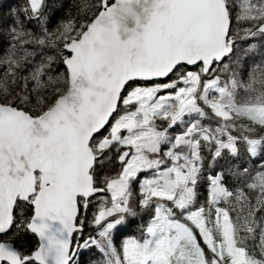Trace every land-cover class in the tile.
I'll use <instances>...</instances> for the list:
<instances>
[{
  "label": "snow or ice",
  "instance_id": "1",
  "mask_svg": "<svg viewBox=\"0 0 264 264\" xmlns=\"http://www.w3.org/2000/svg\"><path fill=\"white\" fill-rule=\"evenodd\" d=\"M73 7L0 14V264H264V0Z\"/></svg>",
  "mask_w": 264,
  "mask_h": 264
},
{
  "label": "trees",
  "instance_id": "2",
  "mask_svg": "<svg viewBox=\"0 0 264 264\" xmlns=\"http://www.w3.org/2000/svg\"><path fill=\"white\" fill-rule=\"evenodd\" d=\"M22 2L23 0H0V14L7 16L10 9L19 7V5ZM48 2L51 4L53 0H48ZM74 3L75 0H55L56 8L49 9L48 17L46 18L45 21L46 24L48 25L49 31H54L55 28L60 24V22L69 18V16L76 15V8L73 7ZM61 5H63V7H61ZM34 26L35 25H30V27H34ZM232 31H233V35H235L238 31L235 20H233ZM249 43H254L256 45V48L251 53H249V55L254 58L255 62H259L261 60V57L264 56V46H262L261 41L259 39L255 41L238 40L236 53L243 57L244 51ZM7 48H8L7 38L5 37L3 38L2 52H6ZM254 61L253 59H249L248 63L251 64ZM225 62L227 63L228 61L226 60ZM57 70L63 71L62 66ZM249 167H251V164L249 165ZM205 196H206V190L202 188L201 201H203ZM89 216H91V211L89 212ZM140 220L141 219L138 218L135 221H133L131 224L128 225L127 228L124 229L121 235L115 237L114 243L118 249L120 247V243L122 239L125 238L127 235L132 234V230L130 229H132V227L136 225H139ZM89 232L95 234V231L91 226H86L85 236H87ZM34 244H35V240L30 237L27 240L26 247L31 248L34 246ZM98 258L99 257L96 254L95 249L91 251L85 250L82 252L81 256L79 257V264H92V261Z\"/></svg>",
  "mask_w": 264,
  "mask_h": 264
},
{
  "label": "rangeland",
  "instance_id": "3",
  "mask_svg": "<svg viewBox=\"0 0 264 264\" xmlns=\"http://www.w3.org/2000/svg\"><path fill=\"white\" fill-rule=\"evenodd\" d=\"M148 219H149V217L147 215H144L143 219L140 220L139 225H136V226L132 227V229H130V230H132V234H130V235L139 236L140 235V230H139L140 224L145 223ZM130 235H127V236H130Z\"/></svg>",
  "mask_w": 264,
  "mask_h": 264
}]
</instances>
